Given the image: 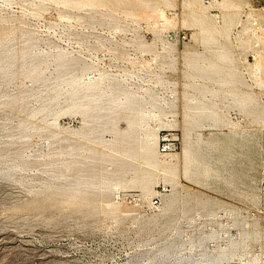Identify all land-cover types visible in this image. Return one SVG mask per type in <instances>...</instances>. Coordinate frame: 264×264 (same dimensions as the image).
Here are the masks:
<instances>
[{"label": "rangeland", "instance_id": "obj_1", "mask_svg": "<svg viewBox=\"0 0 264 264\" xmlns=\"http://www.w3.org/2000/svg\"><path fill=\"white\" fill-rule=\"evenodd\" d=\"M145 1H148L153 7H158L156 0ZM231 1L242 4V10L230 9L228 12H224V10L212 8L210 12L211 15L218 16L216 18H220L222 23L225 16H229L227 21L232 30L230 39L226 40L225 37L216 35L214 36L215 40L208 42L177 6L172 12L163 7L166 16H169L171 21L157 18L155 19L156 27H150L145 21L148 16L143 12L140 15L143 3L141 0H125V5L120 8L116 4L112 5L104 0H0V47L13 48L18 54L23 52L31 54L30 57L39 64L37 70L40 71V76L46 78L36 82L29 71L24 72L20 76H16L11 84L9 83L8 86L0 90V156L6 161L19 162L21 167L17 175L15 173L12 178L0 175V264H150V251L157 250L172 240L173 234L176 233V223H171L170 218L167 217L154 218L155 214L160 211L163 198L170 193L171 189V184L166 183L162 176L154 177L148 189L134 186L133 180L136 177L129 180L127 176H122L113 180L114 183L119 184L118 187L107 188L102 194L92 193L91 196L94 200L86 204L82 201V195L75 196L71 193L78 174L89 173L93 168L94 164L91 158L99 156L96 147L110 141L113 132L101 129L102 131L99 132H103L101 139L97 136L92 138L93 140H82L77 134L84 126L81 111H75L74 108L67 109L60 105L57 107L61 110H58L54 104L51 105L50 111L56 108L52 112H48V115H52L48 121L41 122L39 117L26 121L27 127L31 129V132L26 136L27 139H23L25 137L21 136L19 128V121L22 119L25 121L27 118V108L33 104L40 105L38 100L46 87L53 83L57 73L56 62L70 58L72 63L77 64L79 71H84L87 77H93L102 71L103 76H110L109 79L114 81L118 78L111 75L114 73L113 69L115 73L120 72L119 75H124L128 81L123 79L120 82L121 87L117 91L131 86L130 88L135 89L143 88L142 91L153 90L156 94H160L159 96L164 94L162 97L165 98L163 100L167 107L164 102L161 103V106L159 105L160 113L164 111L168 118L159 113L160 115L156 118L158 120L149 116L146 119L150 126L152 124L155 126L152 125L151 128H154L157 133L159 151L163 134L170 133L178 137L181 144L180 149L173 154L183 153V136H185L183 116L190 113L185 108L182 101L183 96H181L184 95L186 89L184 81L180 79H184V75L178 72L173 78L171 77L172 79H168L170 77L161 78V60L160 57L154 56L155 52H162L161 45L158 46V43H155L159 34L169 43L177 44L176 48L179 51L186 50V48L201 51L210 58V61H215V55L225 51L230 61L222 62V65L224 68H232L233 74L238 78L234 81L238 88H235L233 83V88L230 87V89H235L234 92L232 90L234 94H239V90L241 91L240 95L250 94L254 98V103L256 101L255 104H248L250 105L247 108H250L248 112L242 113L239 104L237 105L227 96L222 99V96L219 95L218 100L215 101L218 104L215 105V108L219 107L220 109L217 108L215 111L217 114L219 112L222 114L219 111L222 110L224 115L222 114L221 117L219 114L217 119H213L217 122L211 118L209 122L206 121L209 120L206 116H203L206 119L203 120L202 115L198 117L200 122L196 119L195 123H199L192 126L190 137L196 141L199 137L197 148L202 153L199 154L200 156L197 155L198 159L196 155L190 156L191 165L189 168L191 169L189 171L198 168V172L194 170L195 173L193 171V174L189 173L190 183L194 185L199 182V186H203L201 188L204 190V194L208 195L196 199L200 202L199 204H196L195 198L190 197V205L185 209H189L186 219L191 227L196 226L197 215L204 217L202 228L200 227L202 231L212 228L215 223L227 224L229 221L228 223L232 222V234H235L236 230H244L241 232L245 233L249 228L263 233L262 241L257 240L253 244L252 252L247 253L250 256L236 254L234 255L236 257L233 256L234 258L229 259L230 264H263L264 116L262 114H264V83H260L259 80H264V34H262L264 31L259 34L253 28L254 21L251 23L248 14L255 11L264 19V0ZM99 3L104 6L97 7L96 11H89V8L99 5ZM133 15L136 18H133ZM180 22L182 25L179 24ZM245 28L250 30L244 34ZM156 33L159 34L156 35ZM183 35H187L186 40L182 39ZM240 36L243 37V42L239 41ZM258 38L261 41L260 46L254 45ZM248 39L251 40L250 43L247 41ZM144 43L152 44V47L144 46ZM191 46L193 47L189 48ZM207 46L210 51L206 50ZM171 50L174 51V49ZM259 54L260 56H258ZM257 62L262 67L260 72L255 69ZM178 64L177 68L182 69V64L180 63V66ZM180 74L181 77H179ZM32 87H35L36 90L30 97H27ZM215 88L219 90L220 86ZM3 91L16 96L14 98L16 101L25 97L22 105L18 102L14 107L9 104L5 105L6 99H1ZM175 99H177V104ZM169 102H173L174 105L173 103L168 104ZM259 107L263 111H260ZM64 108L66 111L63 110ZM171 111L175 117L171 115ZM254 111H258L257 115ZM133 116L135 123L138 124L140 114ZM259 117L263 119L260 121ZM255 118L259 120L257 121ZM130 121L131 117L126 116L122 120H117L115 125L116 127L124 126ZM220 121L225 125H221ZM201 122L202 127L199 126ZM226 125L228 126L226 127ZM6 154L7 157H3ZM215 156L216 159H214ZM200 157L203 159L200 160ZM204 158L211 161L205 159L208 161L205 162ZM217 158L222 161L221 166L219 161H215ZM107 159L108 157L103 155L102 161L105 162ZM214 161L216 165L218 163L215 168ZM192 162L194 163L192 164ZM211 162L212 166L209 164ZM204 163L208 167H205ZM201 169L205 173H202ZM209 170L214 173L212 174ZM232 173L239 178L238 181V178ZM203 174H207V177L204 175L203 178ZM215 176H218V180ZM204 179H208V182ZM230 179L231 182H229ZM68 180L71 181L67 182ZM152 192L154 193L152 194ZM150 193L151 196H149ZM147 194L148 201L144 197ZM208 207L210 208L208 209ZM218 210L222 212H218ZM213 212L217 214L216 217L209 216V214H214ZM239 213L242 215L240 216ZM179 216L180 214L176 213L172 215V218ZM254 251L258 252L254 253ZM242 255L243 257H241Z\"/></svg>", "mask_w": 264, "mask_h": 264}, {"label": "bare ground", "instance_id": "obj_2", "mask_svg": "<svg viewBox=\"0 0 264 264\" xmlns=\"http://www.w3.org/2000/svg\"><path fill=\"white\" fill-rule=\"evenodd\" d=\"M67 1H70V0H67ZM88 1H91V0H88ZM104 1H106L112 5L116 4V6L119 8L121 6L125 5V0H116V1L115 0H109V1L104 0ZM156 1L158 3L157 8L151 6L148 1L141 0V2H143V3H142V7L140 8V13H141L140 15L145 13L148 16L145 21L150 27L155 26V19H157V18H159L160 20H164V21H171L168 18L169 16L168 17L166 16L167 14L164 12L163 7L170 9V11L172 12V10L175 9L177 6L180 8L181 13H183L184 16H186V18H188L190 20V23L199 30V34L200 33L203 34V38L206 39L208 42L215 40L214 36H216V35L225 37L226 40H229L231 37V31H232L231 28L229 27V24L227 21V18L229 16H225L224 21L222 23L219 20L220 18L217 19L218 16L211 15L210 12H211L212 8H218L219 10H224V12L225 11L228 12L230 9L235 10V11H240L243 8L242 4H236V3L232 2L231 0H217V1H214L210 4H205L204 0H156ZM101 6H104V5H101L100 3H99V5H94L93 8H89V11L90 12L96 11L97 7H101ZM170 15H171V13H170ZM132 17L136 18L135 15H133ZM138 17H140V16L138 15ZM248 18L251 20V23L255 20V21L259 22L260 25L264 28V26H263L264 25V21H263L264 19H263L262 15L256 14L255 11H252L248 14ZM181 22H182V20H181ZM181 22L179 24L182 25ZM160 24H162V23H160ZM249 30H250L249 28H245L244 34L249 32ZM158 34L159 33H156V35H158ZM256 34L257 33L255 31V35ZM262 34H264V33H262ZM239 41L240 42L244 41L242 36L239 37ZM247 41L249 43L251 42L250 39H248ZM254 41H255V39H254ZM260 42L261 41L258 38L257 41L254 42V45L260 46ZM155 43H158V46L161 45L160 47L162 49V52L159 50L161 53L155 52V54H154V56L156 55V56L160 57V60H161V69H162L161 78L170 77L168 79H172L175 76V74L178 72H181L184 75L183 76L184 79H182V78H180V79L184 81L183 84H184L186 89H185L184 95H181V96H183L182 101L184 102L185 108L190 113L188 112L189 114H186L185 116H183L185 124L183 123L184 127L181 126L184 128V133H185V136H183L184 137L183 138L184 139V141H183V143H184L183 153H181V154L180 153L179 154L167 153L166 154V153L160 152L158 149L157 133H156L154 128H151L153 124L150 126L149 121H147V119H146V117L149 116L151 118L154 117L155 120H158L156 118L160 114H162V116L165 118L167 117V113H165L164 111H162L160 113V110H161L160 104L161 103L163 104V102H164L163 99H165L162 97L164 94L162 96H159L160 94L159 95L156 94L153 90L142 91L143 88L135 89V88H130L131 86L125 87L121 91H117L118 88L121 87L120 82H122L123 79L128 81V78H126L124 75L123 76L119 75V74H121L120 72L115 73V70L113 69L114 73H112L111 75L118 78V79H115L114 81L109 79L110 76H106V75L103 76L101 74L102 71H99L100 73L96 74L93 77H87V75L85 76L84 71H79V69L77 68V64L72 63V60L70 58H64V59H61L60 61L56 62L55 67L57 68V73L54 77V81L50 86L46 87L44 93L42 94V96L38 100L41 104L38 106H35V104H33L32 106H29L27 108L28 109L27 118H25V121H24V119L19 121V128L21 129L20 134L22 137H25L23 139H27L26 136L28 135L29 132H31L30 127H27L28 124L26 123V121L29 119L34 120V119H37L39 117L41 119V122L48 121L50 116H52V115H48V112L50 111L52 104H54L56 107L60 105L61 107H65L67 109L74 108L75 111H78V110L81 111V113L83 115L84 126L77 133L79 135L80 139L90 140V139L97 137V136H99V139H101V134L103 133V132L99 133L101 129L110 130L111 132H113V136H112V138L110 137L111 138L110 141H108L104 145H100L99 147H96L98 149L99 156L91 158L93 161L92 163L95 166L93 165V168L91 169V171H89V173L87 172L86 174H78V178L75 181V187L71 189V193L75 196L82 195L83 196L82 201L86 204V203H89L92 200H94L93 197L91 196L92 193H101L102 194L103 192H105V190L107 188H110L113 186L118 187L119 184L114 183L113 180L120 178L122 176H127L129 178V180L131 178L136 177L133 180V185L140 188V189H148L149 185L153 182L154 177L162 176L166 183L171 184V189L169 190L170 193L163 198V204L160 207V211H159V213L155 214L154 218H158L161 216L170 218L171 223H176V225H175V230H176L175 232L176 233L173 234V238L171 241L165 243L162 247H160L157 250L150 251L151 258L149 260V263L150 264H230L229 259L236 254H238V255L246 254L247 256H250L247 253L252 252L253 244L256 243L257 240L262 241V234L263 233H260L258 230H255L253 228H249L246 230L245 233L241 232L244 230H239V231L236 230L237 232L235 234H232V229H233L231 227L232 222L228 223L229 221L228 222L226 221L227 224H220V222H218L214 218L213 219L215 221H217L218 223H215L212 226V228H209L205 231H202V230H200V227L203 224V218L204 217L203 216L201 217L199 215L196 216V218H197L196 219V223H197L196 226H194V227L190 226L188 220L186 219L187 213L189 212V209H185L186 207H188L190 205V201H189L190 197H193L196 200V199L204 198V196L208 195V194H206V195L204 194V192H203L204 190L201 188L203 186H199V184H198L199 182L195 183L198 186L195 184L192 185L190 183L189 173L191 172V174H193L192 171L194 172V170H195L194 169L192 171H189V169H191V168H189L191 165L190 156L196 155V158H197L198 156H200L199 154L202 153V152H200L201 150H199L197 148V144L199 142L198 135H197L198 141L192 140V138L190 137V132H191L190 130L192 129V126H194L195 124H198L200 122L198 117H200L201 115H202L201 118L203 120H206L203 118V116L208 117L209 120H206L208 122L210 121V118H211V120L217 119V115H219V114L222 117V114L224 111L219 110L220 109L219 107H217V108H219L218 110L221 111L222 114L220 112H219V114H217V111H215V109H217V108H215V105H218L215 103V101H216L217 97H219V95H220V97L222 96V99H224V96L225 97L227 96V98L229 97L232 101L237 103V105L239 104L240 108L242 110V113L248 112V110L250 109V108L247 109L250 106L248 104L254 103V98L250 94H243L242 93L243 95H240L241 91L239 89L241 87L238 89L240 92L239 94H234L233 92L235 89L234 90L232 89L233 92L230 89V87L233 88L232 84L233 83L235 84L234 81L237 77L233 74L232 68H230V67L224 68L222 65V62H229L230 61L229 58L227 57L225 51L215 55V61L214 60L210 61V58L208 56H206L204 53H202L201 51L199 52L196 50H188V48H186V50H180L179 51L176 48L177 44L169 43L160 34L157 36ZM6 44H8V43H6ZM144 46L152 47V44L144 43ZM192 47L193 46H191L189 48H192ZM171 49H174V51H172ZM209 49L210 48L207 46L206 50L208 51ZM216 51H218V50H216ZM31 52H32V50H31ZM30 55L31 54H29L28 52H26V53L23 52L22 54H18V53H16V51L13 48H7L4 46L0 47V90H1V88L8 86L9 83L11 84L12 80L14 78H16V76H20L22 73L28 72V71L36 82H40L43 79L44 80L46 79L45 77L40 76V71L38 72V70H37L39 64H38V62L36 63L35 62L36 60L32 59L30 57ZM258 56H260V54ZM143 57H144V55H143ZM141 59H143V58H141ZM153 60H151V61H153ZM232 62H233V59H232ZM258 62L255 65V69L257 72H260L262 67H261V64ZM147 63H145V64H147ZM158 63H159V61H158ZM178 63L182 64V66H181V67H183L182 69L177 68ZM146 68L148 69L147 66H146ZM158 68L160 69V67H158ZM143 69H144V65H143ZM108 70H109V68H108ZM145 71H146V69H145ZM36 73H38V75H36ZM122 73H124V72H122ZM125 75H126V73H125ZM131 76H129V77L132 78L133 76L132 77ZM179 77H181V74ZM258 77H260V76H258ZM176 78H177V76H176ZM132 80H133V78H132ZM165 81H166V79H165ZM173 81H175V80H173ZM259 81H260V83H264V80H262V79H260ZM168 82H169V80H168ZM21 83L23 84V82H21ZM180 84H182V83H180ZM213 84H215L216 86H214ZM219 86H220V88H222V90H220V88H219V90H217L215 88V87L218 88ZM234 87L238 88L237 84H235ZM164 88H166V87H164ZM225 88H226V90H224ZM151 89H152V87H151ZM35 90H36V88L32 87L29 90L27 97H30ZM156 90H157V88H156ZM163 91H162V93H163ZM182 92H184V91H182ZM236 92H237V90H236ZM179 93H178V96L180 95ZM170 94L173 95V93H170ZM15 97L16 96L10 95L9 92H7V91H3L1 93V99L2 98L6 99V102H4L5 105L9 104L12 107H14L17 102L20 103V105H22L21 103L23 102L25 97H21L20 101L14 100ZM178 100H179V98H178ZM176 101H177V99H175V103H176ZM229 102H230V100H229ZM170 103L171 102H169L168 104H170ZM255 103H256V101H255ZM164 104H165V102H164ZM173 105H174V103H173ZM219 105L221 106V104H219ZM165 106H166V104H165ZM226 107H227V105H226ZM65 108L63 109L64 111H66ZM59 109L60 108H58V110ZM225 109H227V108H225ZM259 109H260V107H259ZM53 110H51L50 112H52ZM56 111H57V109H56ZM251 111H253V110H251ZM260 111H263V110L260 109ZM257 112H255V114ZM55 113H52V114L56 115L57 113L56 114ZM135 114H140V121L138 122V124L135 123V117L133 116ZM171 115H172V111H171ZM251 115H252V112H251ZM126 116H130L131 121L128 122L124 126L116 127V125H115L116 121L122 120ZM262 116H264V114H262ZM173 117H175V116H173ZM252 117H253V115H252ZM257 118H255V119L257 120ZM260 118L261 117H259V119ZM196 119L199 120L198 123H195ZM225 119H226V117H225ZM262 119L263 118H261L260 121ZM242 120H244V119H242ZM227 121H229V120H227ZM7 122H8V120H7ZM122 122H124V121H122ZM214 122H217V121H214ZM214 122H212V123H214ZM222 122H224V121L222 120ZM222 122L220 121L221 125H225V124H222ZM241 122H243V121H241ZM230 123H232V122H230ZM202 125L203 124L201 122V125L199 124V126L202 127ZM205 125H208V124L205 123ZM227 126L228 125H226V127ZM229 126H230V124H229ZM234 126H235V124H234ZM55 127H57V125H55ZM222 127H224V126H222ZM237 127H239V125ZM248 127H250V126H248ZM157 129H159V128H157ZM209 129H211V128H209ZM219 129H221V127ZM222 129H224V128H222ZM228 129H230V128H228ZM202 131H203V129H202ZM235 131H237V130H235ZM235 131H234V133H235ZM199 134H201V133H199ZM212 134H214V132H212ZM245 135H246V133H245ZM238 138H239V136H238ZM206 143H207V141H206ZM210 143H213V142H210ZM199 144H201V143H199ZM221 144L224 145L225 143L224 144L221 143ZM201 145H203V144H201ZM217 145H218V143H217ZM3 146H6V145H3ZM206 146H208V145H206ZM214 147H216V146H214ZM206 148H204V149H206ZM210 148H212V147H210ZM213 151L215 152V148ZM211 152H209V153H211ZM204 154H205V152H204ZM218 154H220V153H218ZM103 155L108 157V159L105 162L102 161ZM208 155L211 156L210 154H208ZM208 155H207V157H208ZM3 157H7V154ZM202 157H200V160L203 159ZM213 157H214V155H213ZM213 157H211V158H213ZM197 159H195V161H197ZM205 159L206 158H204V161H205ZM214 159H216V156ZM193 160H194V158H193ZM206 160H208V159H206ZM208 161H205V162H208ZM215 161L218 162L219 159L217 158V160H215ZM193 163L194 162H192V164ZM201 164H202V162H201ZM209 164H211V166L213 165L212 162ZM219 164L221 166V164H222L221 160L219 161ZM192 166H195V165H192ZM204 166L208 167V165L206 163H204ZM216 166H218V163L216 165V162H215L214 168ZM209 168H210V166H209ZM20 169H21V167H20L19 162H15L12 160L6 161V160L2 159V156H0V175L2 177L12 178L15 176V173L17 175V172ZM197 169L195 171H197ZM201 170H199V172H201ZM233 170H229V171H233ZM209 171L211 172V170H209ZM229 171H227V172L229 173ZM227 172H226V174H227ZM202 173H205V172L202 170ZM215 173H217V172H215ZM218 173H219V171H218ZM207 174H203V178H204V175H206V177H207ZM232 175H234V174L232 173ZM235 177L238 178L237 176H235ZM128 178H127V180H128ZM157 179H159V178H157ZM201 179H202V177H201ZM213 179H215V178H213ZM204 180H206V179H204ZM217 180H218V178H217ZM225 180H226V178H225ZM227 180H228V178H227ZM238 180H239V178L237 179V181ZM70 181L68 180L67 182H70ZM206 181L208 182V179ZM242 181H243V179H242ZM229 182H231V179ZM158 183H160V182H158ZM205 184H206V182H205ZM232 184H234V183H232ZM65 185H69V184H65ZM244 185H246V184L244 183ZM117 187H115V188H117ZM118 189H120V188H118ZM205 192H206V190H205ZM153 193L154 192H152V194ZM147 196H148V194L146 196H144V197H146L145 200H147ZM149 196H151V193L149 194ZM209 197H211V196H209ZM217 201L220 202L219 200H217ZM199 203L200 202H198L196 200V204H199ZM202 204H203V202H202ZM204 205H205V203H204ZM206 205H208V204H206ZM209 208L210 207H208V209ZM220 211L218 210V212H220ZM218 212H216V213H218ZM176 213H179L180 216L177 218H172V215L176 214ZM196 213L199 214L198 212H196ZM235 213H236V211H235ZM202 214H203V212H202ZM223 214H226V212H223ZM200 215H201V213H200ZM210 215L212 217L217 216V214H215V213L209 214V216ZM236 215H237V213H236ZM239 215H240V213H239ZM245 217H243V218H245ZM253 217H255V216H253ZM233 218H230V219L233 220ZM217 219H219V218H217ZM222 219H223V217H222ZM252 219H254V218H252ZM258 219H259V217H258ZM208 220H210V219H208ZM219 220H221V219H219ZM241 221H242V219H241ZM247 221H249V220H247ZM243 222L245 223V220H243ZM245 226H247V225L245 224ZM258 229H260V228H258ZM260 243H262V242H260ZM255 250H256V248H255ZM255 252H258V251H254V253ZM262 252H263V249H262ZM234 257H236V256H234ZM241 257H243V255ZM262 259H263V257H262ZM239 260L241 261V259H239ZM147 261H148V259H147ZM262 263L264 264V262H262Z\"/></svg>", "mask_w": 264, "mask_h": 264}, {"label": "built area", "instance_id": "obj_3", "mask_svg": "<svg viewBox=\"0 0 264 264\" xmlns=\"http://www.w3.org/2000/svg\"><path fill=\"white\" fill-rule=\"evenodd\" d=\"M217 0H204L205 4H210ZM253 27L256 29V31L261 34L264 31V28L260 25L259 22L255 21L253 22ZM183 40L187 39V35L182 36ZM181 147L180 140L178 137H175L173 134L166 133L163 134L161 138L160 143V151L162 153H173L177 152Z\"/></svg>", "mask_w": 264, "mask_h": 264}]
</instances>
